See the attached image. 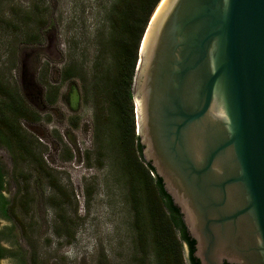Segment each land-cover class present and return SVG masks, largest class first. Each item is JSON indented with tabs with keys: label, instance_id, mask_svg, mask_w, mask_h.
<instances>
[{
	"label": "water",
	"instance_id": "95a60500",
	"mask_svg": "<svg viewBox=\"0 0 264 264\" xmlns=\"http://www.w3.org/2000/svg\"><path fill=\"white\" fill-rule=\"evenodd\" d=\"M132 97L143 158L180 209L193 256L264 264V0H163Z\"/></svg>",
	"mask_w": 264,
	"mask_h": 264
},
{
	"label": "rangeland",
	"instance_id": "374dc122",
	"mask_svg": "<svg viewBox=\"0 0 264 264\" xmlns=\"http://www.w3.org/2000/svg\"><path fill=\"white\" fill-rule=\"evenodd\" d=\"M111 1L0 0V82L24 96L36 116L20 121L28 153L0 142V195L11 202L26 185L30 200L15 209L22 225L0 217V264H139L141 257L156 264L148 234L139 249L135 208L144 227L147 214L131 197L111 122L97 125L109 109L100 89L106 64H96L95 42ZM70 62L76 77L64 80ZM71 83L78 107L69 102ZM50 178L66 193L59 207L49 203L57 197ZM59 215L68 229L57 233Z\"/></svg>",
	"mask_w": 264,
	"mask_h": 264
},
{
	"label": "trees",
	"instance_id": "16d2710c",
	"mask_svg": "<svg viewBox=\"0 0 264 264\" xmlns=\"http://www.w3.org/2000/svg\"><path fill=\"white\" fill-rule=\"evenodd\" d=\"M160 1L112 0L105 12L102 30L96 34L94 59H98V65L106 64L104 83L100 89L104 92L109 114L98 119L97 125L101 127L111 122L110 129L122 156V169L128 179L131 197L134 201L140 200L145 208L146 227L139 210L135 208L139 249L143 251V241L148 234L156 264H186L184 246L188 251L189 264H200L193 256L195 241L189 235L182 213L165 190L152 165L144 160L142 145L136 134L132 80L142 37ZM61 74L64 80H73L76 77L74 65L71 62L64 65ZM67 95L70 104L78 107L80 95L75 85L72 84ZM48 99L50 102L53 100L50 97ZM102 110L98 105V113ZM34 113L24 96L17 91H10L0 82V142L9 150L19 153L18 155L28 153L29 148V139L24 135L20 121H35ZM20 159L25 160V155H21ZM4 181L5 175L0 168V190ZM50 182L57 197L53 195L49 203L59 207L63 204L62 195L66 194L65 190L55 181ZM23 189V194L11 202H6L0 195V217L22 225L15 209L18 205L25 207L30 201L26 185ZM59 217L61 225L56 230L57 233L68 229L66 219L62 215ZM3 256L4 250L0 246V259ZM139 264H145L142 257Z\"/></svg>",
	"mask_w": 264,
	"mask_h": 264
},
{
	"label": "bare ground",
	"instance_id": "6f19581e",
	"mask_svg": "<svg viewBox=\"0 0 264 264\" xmlns=\"http://www.w3.org/2000/svg\"><path fill=\"white\" fill-rule=\"evenodd\" d=\"M163 0L160 1V3L158 4V7L162 4Z\"/></svg>",
	"mask_w": 264,
	"mask_h": 264
}]
</instances>
